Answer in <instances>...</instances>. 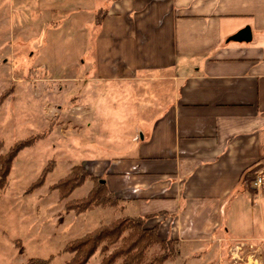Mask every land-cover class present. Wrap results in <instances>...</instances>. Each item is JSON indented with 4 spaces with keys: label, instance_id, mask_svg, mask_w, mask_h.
I'll use <instances>...</instances> for the list:
<instances>
[{
    "label": "crops",
    "instance_id": "1",
    "mask_svg": "<svg viewBox=\"0 0 264 264\" xmlns=\"http://www.w3.org/2000/svg\"><path fill=\"white\" fill-rule=\"evenodd\" d=\"M12 1L48 5L90 29L77 42L81 67L90 63L75 101L80 132L109 84L139 111L129 143L108 147L89 170L118 199L109 209L149 217L178 248L264 249V199L262 230L240 234L253 214L243 176L264 172V0ZM246 27L250 42L230 40Z\"/></svg>",
    "mask_w": 264,
    "mask_h": 264
},
{
    "label": "rangeland",
    "instance_id": "2",
    "mask_svg": "<svg viewBox=\"0 0 264 264\" xmlns=\"http://www.w3.org/2000/svg\"><path fill=\"white\" fill-rule=\"evenodd\" d=\"M48 7L0 0V101L8 92L0 103V155L21 141L49 132L17 155L8 186L0 196V264H28L31 260L66 264L71 259L64 252L68 243L122 216L104 207L80 215L67 212L66 201L52 187L74 166L90 170L96 160L107 158L108 147L129 143L140 121L136 117L139 111L127 108L128 98L113 93L109 84V88H100L98 108L89 117L91 126L82 132L75 127L82 68L85 72L90 68L88 56L81 67L80 52L85 49L77 42L83 38L85 43L84 33L90 29L82 31L71 14L58 9L52 12ZM49 166L52 169L43 185L28 192ZM93 184L86 182L69 200L85 198ZM248 196L253 214L247 228L240 231L242 240L262 230L259 212L264 195L249 192ZM227 251L226 246L222 250L226 259L221 260L218 250L207 252L205 245L184 243L177 258L166 264H233ZM159 253L160 248L155 247L150 256ZM100 260L96 254L88 264H100Z\"/></svg>",
    "mask_w": 264,
    "mask_h": 264
},
{
    "label": "trees",
    "instance_id": "3",
    "mask_svg": "<svg viewBox=\"0 0 264 264\" xmlns=\"http://www.w3.org/2000/svg\"><path fill=\"white\" fill-rule=\"evenodd\" d=\"M104 13H98L96 22L101 23ZM8 95V92L1 98ZM49 132L33 136L17 143L6 155H0V196L8 186V176L17 155L25 148L34 146L48 136ZM1 148V144H0ZM47 167L38 181L28 190L33 192L40 188L47 173ZM261 166L246 171L242 179L245 190L254 193L252 183L256 180ZM93 182L89 194L80 200H69L72 193L86 182ZM102 179L92 174L86 166H74L69 175L52 187L59 192L61 201L65 202V210L77 215L89 212L97 207L113 208L118 206V199L109 191ZM149 217H122L110 224L101 226L92 233L67 244L64 252L71 256L66 264H88L93 256H101L100 264H166L178 256V243L172 239H163L160 228L148 226ZM159 247L160 253L150 256L153 248ZM48 261L31 260L28 264H48Z\"/></svg>",
    "mask_w": 264,
    "mask_h": 264
},
{
    "label": "built area",
    "instance_id": "4",
    "mask_svg": "<svg viewBox=\"0 0 264 264\" xmlns=\"http://www.w3.org/2000/svg\"><path fill=\"white\" fill-rule=\"evenodd\" d=\"M252 187L257 191L264 190V173L257 176ZM262 250L256 246L239 243L229 250V256L233 264H264Z\"/></svg>",
    "mask_w": 264,
    "mask_h": 264
},
{
    "label": "water",
    "instance_id": "5",
    "mask_svg": "<svg viewBox=\"0 0 264 264\" xmlns=\"http://www.w3.org/2000/svg\"><path fill=\"white\" fill-rule=\"evenodd\" d=\"M233 42H250L252 40V30L250 27H246L245 29L238 32L236 35L230 38ZM104 183V181H101Z\"/></svg>",
    "mask_w": 264,
    "mask_h": 264
}]
</instances>
